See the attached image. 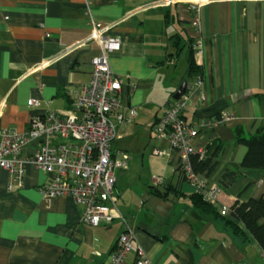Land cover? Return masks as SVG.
I'll return each instance as SVG.
<instances>
[{"label": "crops", "instance_id": "1", "mask_svg": "<svg viewBox=\"0 0 264 264\" xmlns=\"http://www.w3.org/2000/svg\"><path fill=\"white\" fill-rule=\"evenodd\" d=\"M157 1L89 4L93 17L111 26L108 35L120 39L109 63L123 80L122 103L137 109L135 119L119 126L112 142L113 157L124 158L127 165L115 170L114 208L120 217L98 226L85 224L82 206L72 199L44 202L43 170L26 163L24 185L8 191V173L0 167V264H107L127 229L150 264H264V249L239 222L244 234L235 232L220 213L236 200L264 195V169L242 167L246 147L235 141V130L251 136L264 128V0H205L199 7L202 55L193 50L194 0ZM127 11L136 12L120 21ZM89 33L84 0H0V129L23 131L32 117L71 110L70 94L90 79L91 59L100 52L95 41L85 42ZM188 39L202 70L206 99L194 96L184 117L204 124L195 145L208 147L207 156L221 146L214 170L204 177L207 188H217L207 200L215 214L189 201L195 186L179 181L174 151L153 154L156 146H166L155 138L153 126L185 79ZM179 52L185 56L183 74L169 68L176 67ZM30 98L39 106L29 107ZM225 116L231 118L211 126ZM36 147L28 146L24 157ZM227 170L237 171V177L223 187L220 179ZM155 175L162 176V185H153ZM154 186L178 193L170 189L165 197L158 196L151 192ZM123 264H135L134 253Z\"/></svg>", "mask_w": 264, "mask_h": 264}, {"label": "built area", "instance_id": "2", "mask_svg": "<svg viewBox=\"0 0 264 264\" xmlns=\"http://www.w3.org/2000/svg\"><path fill=\"white\" fill-rule=\"evenodd\" d=\"M172 0H158L168 5ZM205 0H194L191 7V25L196 32L193 44L195 54L204 53L203 38L199 19V7ZM90 0H84L85 13L89 20L90 33L85 42L95 41L100 48L98 55L91 59V77L77 86L71 95V110L67 113L47 111L32 117L23 131L0 129V167L8 173L7 190L19 189L24 185V165L32 163L47 175L40 187L46 204L55 197H68L83 208L81 220L85 224L98 226L110 223L120 217L114 208L115 170L126 169L124 158L112 154V142L119 126L131 123L136 115L135 107L122 103L120 90L122 77L115 73L109 63V53L120 49V39L108 35L111 26L96 20L90 11ZM136 11H127L120 21L131 17ZM203 74L196 75L187 85L185 92L163 107L161 115L153 126L154 136L166 146H156L153 154L167 156L174 151L177 166L187 182L195 186L205 200L215 197L217 188H207L205 178L193 172L190 155L197 153L200 159L207 157V147H197L195 141L203 127L202 122L187 121L185 111L194 96L200 101L206 99L202 89ZM29 107L39 106V101L30 98ZM230 116L221 117L211 126H219ZM57 138V141H53ZM35 144L37 147L30 157L24 150ZM153 185H162V176L152 177ZM222 215H228L229 208L223 206ZM129 253H134L135 264H150L149 258L137 243L131 229L122 232L110 253L107 264H123Z\"/></svg>", "mask_w": 264, "mask_h": 264}, {"label": "trees", "instance_id": "3", "mask_svg": "<svg viewBox=\"0 0 264 264\" xmlns=\"http://www.w3.org/2000/svg\"><path fill=\"white\" fill-rule=\"evenodd\" d=\"M169 15H171L169 12L165 15V22L167 23L170 22ZM187 43L190 49L187 54V70L184 80L192 79L196 75L202 74V70L195 63L193 57L192 39H188ZM175 45L178 47V42H175ZM235 141L246 147L245 154L241 161L242 167L264 169V128L251 136H243L240 131L238 132V130H235ZM220 149L221 146L217 145L214 152L205 159H200L197 153L191 154L190 163L193 172L199 173L203 177H207L215 168V157ZM176 170L179 176V181H186V177L180 167L177 166ZM236 177L237 171L227 170L222 174L220 184L223 187H227L236 180ZM170 189L173 193H178L176 188L172 189L171 187H167L164 190H160L157 186L151 187V192L155 195L165 197ZM188 199L193 206L202 212L212 214L217 213L213 205L205 200L199 193H192L188 196ZM224 218H226V224L232 227L235 232L244 234V231L238 226L239 222L242 225L243 230H245L258 243V245L264 249V195L258 198H250L244 202L236 200L229 208L228 215Z\"/></svg>", "mask_w": 264, "mask_h": 264}, {"label": "rangeland", "instance_id": "4", "mask_svg": "<svg viewBox=\"0 0 264 264\" xmlns=\"http://www.w3.org/2000/svg\"><path fill=\"white\" fill-rule=\"evenodd\" d=\"M172 46H173V44H172ZM177 57H178V60H177L176 67L175 68L174 67H169V68H170V70H174L175 69V72L183 74L184 69H185V65H186L184 53L179 52Z\"/></svg>", "mask_w": 264, "mask_h": 264}, {"label": "water", "instance_id": "5", "mask_svg": "<svg viewBox=\"0 0 264 264\" xmlns=\"http://www.w3.org/2000/svg\"><path fill=\"white\" fill-rule=\"evenodd\" d=\"M186 86H187V81L184 80L180 87L175 91V93L173 94V99H177L181 96V94H183L185 92V89H186Z\"/></svg>", "mask_w": 264, "mask_h": 264}]
</instances>
